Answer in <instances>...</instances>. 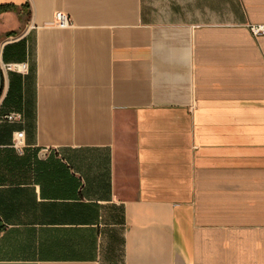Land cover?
Segmentation results:
<instances>
[{"label":"crops","instance_id":"crops-1","mask_svg":"<svg viewBox=\"0 0 264 264\" xmlns=\"http://www.w3.org/2000/svg\"><path fill=\"white\" fill-rule=\"evenodd\" d=\"M5 5L0 264H264V0Z\"/></svg>","mask_w":264,"mask_h":264},{"label":"built area","instance_id":"built-area-1","mask_svg":"<svg viewBox=\"0 0 264 264\" xmlns=\"http://www.w3.org/2000/svg\"><path fill=\"white\" fill-rule=\"evenodd\" d=\"M53 26L58 28H71L73 27V23L70 17L63 12H58L55 14ZM252 34L255 37L264 36V25H252L250 27ZM28 70V66L26 63H16V64H4L0 61V71L4 77V84L8 79V75L10 73H19L26 74ZM5 91L1 99L4 96ZM0 99V100H1ZM1 120L7 123H19L23 121V114L20 112H9L1 117ZM13 148L19 153L23 154V150L25 148L24 145V132H19L16 134L13 141Z\"/></svg>","mask_w":264,"mask_h":264},{"label":"trees","instance_id":"trees-1","mask_svg":"<svg viewBox=\"0 0 264 264\" xmlns=\"http://www.w3.org/2000/svg\"><path fill=\"white\" fill-rule=\"evenodd\" d=\"M15 8L13 6H0V15L2 13H5V12H8V11H12L14 10ZM9 95H10V89L7 93V97L5 98L4 102H3V106L6 104L7 100L9 99ZM0 230H1V227H0Z\"/></svg>","mask_w":264,"mask_h":264},{"label":"water","instance_id":"water-1","mask_svg":"<svg viewBox=\"0 0 264 264\" xmlns=\"http://www.w3.org/2000/svg\"><path fill=\"white\" fill-rule=\"evenodd\" d=\"M3 92H4V77L2 72L0 71V99L3 95Z\"/></svg>","mask_w":264,"mask_h":264}]
</instances>
